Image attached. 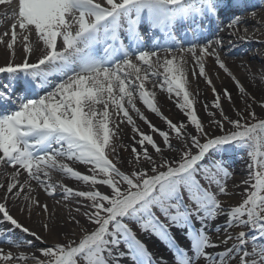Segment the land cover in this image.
<instances>
[{
  "label": "snow or ice",
  "instance_id": "snow-or-ice-1",
  "mask_svg": "<svg viewBox=\"0 0 264 264\" xmlns=\"http://www.w3.org/2000/svg\"><path fill=\"white\" fill-rule=\"evenodd\" d=\"M241 4L248 7L244 0H17L10 28L0 35L12 58L0 73L15 78L0 84V164L13 169L0 184V222L12 226L0 229V241L37 248L33 239L10 235L19 230L41 247L40 255L0 247V264H264V115L254 110L259 104L264 112V88L259 99L248 92L221 59L222 40L204 36L222 16L227 29L240 25ZM180 33L192 37L187 46ZM212 69L232 79L243 109L234 108L227 88L217 90ZM189 76L213 93L212 104H204L208 127ZM258 76L264 81V70ZM156 88L176 98L184 120L163 115ZM137 97L167 129L148 120ZM123 123L134 133L131 145L119 143ZM121 150H130V159ZM237 150L247 167L238 183L229 163ZM52 172L87 187L52 182ZM237 188L242 199L227 203ZM37 189L52 198L59 189L62 200L77 203L85 222L70 220L78 232L64 231L66 239L49 244L11 214L23 193L29 215L39 208L44 232L59 237L60 219L32 195Z\"/></svg>",
  "mask_w": 264,
  "mask_h": 264
},
{
  "label": "bare ground",
  "instance_id": "bare-ground-1",
  "mask_svg": "<svg viewBox=\"0 0 264 264\" xmlns=\"http://www.w3.org/2000/svg\"><path fill=\"white\" fill-rule=\"evenodd\" d=\"M17 0H11L10 3L0 5V35L3 34L5 30L10 28L11 14L15 10V5ZM244 3L248 5L247 8L244 7V4H241V11H238L237 14L241 16L242 23L238 25L234 29H227L226 25L228 24V18L222 16L221 20L214 23L209 31L208 35H206L207 30L204 31V36L208 39H220L222 40V44L218 50L221 51V59L224 60L230 71L236 76V78L241 82V84L250 92L252 95L256 96L258 99L262 95L261 89L264 88V81L259 79L258 73L264 70V0H244ZM255 11L256 16L252 17L251 12ZM223 19V20H222ZM217 26L223 31H217ZM246 29V31H245ZM190 36V35H189ZM179 39L184 38V34H178ZM8 39V37H6ZM35 40L36 38L33 37ZM189 39L187 42L191 41ZM149 38H145V43L147 46H151L149 43ZM187 42H183L185 46H187ZM163 55V53H161ZM23 58V53L20 50L19 42L17 44V55L15 57V62L20 63ZM12 59L10 53L3 45H0V66H5V64ZM34 60L35 57H32ZM207 67H211V63ZM144 69L142 68V74ZM219 72V78H216V73ZM212 74L214 77V83L217 90L222 88H227L232 94V100L234 102V108L243 109L244 102L240 97L238 89L235 87L234 82L230 77H228L222 70L212 69ZM190 86V92L193 94L195 98V107L198 111V115L202 118L206 127H208V116L204 110V104L207 103L211 105L214 99L211 88L202 78H192ZM14 77L8 74L0 73V84H4L5 82H13ZM146 87L152 88V83L149 82L146 84ZM157 94V105L161 109V112L164 116L171 119L173 122L184 120V116L181 110L177 107L176 98L173 96L169 98V94L161 90L160 88L154 89ZM136 105L143 114L150 120L153 124H155L158 128L167 129V125L164 120L161 119L160 116L151 112L139 101L138 97L136 98ZM222 107L224 110L233 118L235 117V112L232 110L233 105H230L228 101H223ZM254 110L258 115H264L259 104L254 106ZM133 115L134 119H136L137 125L148 131L147 126L144 124L142 120L135 116V113H130ZM116 117L113 116V121H116ZM209 131L215 132L216 129L210 128ZM134 133L132 132L131 126L127 123L120 124V131L118 132L119 143L123 145H131L133 143L132 137ZM130 150H121V156L124 158H129ZM243 151H236L232 154L229 163L231 164V170L234 172L235 180L238 183L242 176L247 174L246 161L244 159ZM78 170L84 171L83 166H77ZM13 169L7 165L0 164V184H7V182L11 179V173ZM26 176V174H25ZM21 180L24 177H20ZM51 180L55 183H63L73 189L79 190L81 188H86L87 185H84L82 182H78L72 178L67 177L63 173L52 172ZM232 179L228 180L229 187L232 186ZM32 187L36 188L35 182H32ZM3 193V189H0V194ZM34 197H37L42 203H46L50 210L54 211L57 217L60 219V224L63 226L60 236L57 237L55 233L49 235L44 232L42 228V222H46V217L42 219V215L40 213L39 208H35L31 214L26 208V203L23 199V193L21 198L16 200L15 206H11V214L17 218L21 223L25 226L29 227L32 230L38 232V234L45 236L48 240V243L51 244L59 239L61 242L66 239L64 236V231L78 232V227L71 222L70 216L75 215L77 219L81 220V224H84V218L79 216L75 212V207H77V203L71 198L68 201L62 200L60 190L57 189V194L55 198L49 197L43 189H37L32 193ZM242 199V190L237 188L234 190L232 194H230V198L227 199V203L235 204L237 201ZM60 201V203H57ZM21 208H24V211H21ZM83 210V209H82ZM68 220V224L65 225L64 221ZM219 223L221 227L224 226V219L220 218ZM12 226L7 222H0V229H11ZM230 233H235L236 231L230 229ZM14 238H21L24 241L28 239H33L34 243L37 245V248H21L16 249L10 247L7 243L0 241V247H3L5 251L11 250L15 253L19 251H25L29 255L35 252L37 255H40L38 249L41 247L38 241H35L32 237L24 236L19 232V230H14L12 234ZM213 239H217L215 234H213ZM220 239H223V233L220 235ZM149 246L152 247L153 244L151 241H148ZM223 245H221V249L223 250ZM161 254L169 257L170 254L163 250V246H160ZM42 258V257H41ZM113 259H116L113 257ZM29 264H32L29 261Z\"/></svg>",
  "mask_w": 264,
  "mask_h": 264
},
{
  "label": "rangeland",
  "instance_id": "rangeland-1",
  "mask_svg": "<svg viewBox=\"0 0 264 264\" xmlns=\"http://www.w3.org/2000/svg\"><path fill=\"white\" fill-rule=\"evenodd\" d=\"M237 151H240V150H237ZM244 155H245V153H244ZM240 201V200H239ZM236 204V203H235ZM235 204H233V205H235ZM232 230H234V231H238L239 229H232Z\"/></svg>",
  "mask_w": 264,
  "mask_h": 264
}]
</instances>
